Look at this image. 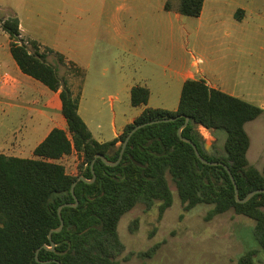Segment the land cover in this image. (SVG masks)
I'll list each match as a JSON object with an SVG mask.
<instances>
[{"label": "rangeland", "instance_id": "obj_1", "mask_svg": "<svg viewBox=\"0 0 264 264\" xmlns=\"http://www.w3.org/2000/svg\"><path fill=\"white\" fill-rule=\"evenodd\" d=\"M167 3L170 10L165 9ZM179 4L180 0H0V20L18 18L29 48L34 50V41L46 51L48 62L75 94L81 84L80 113L98 136L101 132L103 141L113 140L115 129L140 110L132 106L127 84L151 88L149 107L177 110L183 86L178 72L183 68L204 78L198 71L211 66L224 76L229 90L238 86V94L245 92L244 100L264 109V0H206L200 17L180 14ZM9 57L14 61L9 35L0 26V63L16 79ZM74 66L84 71L82 76L75 75ZM36 83L34 106L41 108L42 89L50 90ZM2 87L0 141L26 134L32 116L20 109L8 114L11 101L2 97L11 87ZM258 119L247 130L252 146L264 149V114ZM200 131L203 143H215L217 152L224 153L225 131L217 130V137ZM43 136L33 131L31 144ZM24 156L34 157L31 148ZM61 162L68 173L79 174L77 154ZM173 190L174 203L163 214L156 203L151 209L140 204L123 216L118 228L125 245L121 264H239L251 250L257 251L255 264H264L254 220L230 210L207 221L211 207L186 211L174 186ZM151 249L155 251L150 257L138 255Z\"/></svg>", "mask_w": 264, "mask_h": 264}, {"label": "trees", "instance_id": "obj_2", "mask_svg": "<svg viewBox=\"0 0 264 264\" xmlns=\"http://www.w3.org/2000/svg\"><path fill=\"white\" fill-rule=\"evenodd\" d=\"M204 3L180 0L178 11L184 16L200 17ZM165 9L170 10L168 3ZM0 26L9 35L10 53L22 73L54 92L60 91L62 114L67 121V130L54 128L35 148L34 158L0 155V264H43L36 260V252L44 245L52 246L49 233L61 225L59 207L76 203L73 184L80 176L93 179L91 165L97 155L118 161L129 133L143 124L148 125L133 134L119 165L108 166L97 159L96 181L78 182L75 193L79 205L63 208L65 226L53 234L55 250L43 248L40 260L49 261L45 264H121L119 257L125 250L118 231L121 219L140 204L151 209L160 203L163 214L174 203L173 186L186 211L200 205L211 207L207 221L230 210L254 220L255 235L264 250V193L239 203L227 169L204 164L193 146L178 135L186 117H190L183 136L198 145L206 160L229 167L240 198L245 199L254 191L264 190V168L259 170L249 162L251 139L246 131L247 123L260 117L263 108L212 88L203 79H187L176 111L147 107L121 135L99 142L79 113L81 92L73 93L58 69L48 62V53L41 52L36 42L31 43L33 51L29 48L22 39L19 19L0 20ZM59 61L64 63L62 55ZM74 70L75 75H83L79 68L74 66ZM150 97L147 87L131 90L134 107L147 106ZM165 119L175 120L149 124ZM200 127L227 133L221 156L201 149L205 139ZM73 153L81 159L78 175L68 173L61 162ZM154 251L138 255L150 257ZM256 255V250L247 252L239 264H255Z\"/></svg>", "mask_w": 264, "mask_h": 264}, {"label": "crops", "instance_id": "obj_3", "mask_svg": "<svg viewBox=\"0 0 264 264\" xmlns=\"http://www.w3.org/2000/svg\"><path fill=\"white\" fill-rule=\"evenodd\" d=\"M204 5H205V3H204ZM239 10L237 11V13L239 12ZM202 13H203V11H202ZM21 32H22V30H21ZM9 67L15 74L17 85H16V82H15L13 84V86H11V88L7 87V88H10V89H7V88H6L7 90L4 89L5 92L3 93V97L2 98L11 101V103H10V111L8 112V114H10V115L17 114L18 109H20V110L31 111L32 112V116L29 117L28 120H27V123H28L27 130L28 131H27L26 134H22L23 136L21 135L20 137H14L13 136V137H10V138L9 137L4 138V140L1 139V141H0V144H1L0 145L1 146L0 155L4 154V155H7V156H15V157H20V158H34L35 156L34 157L24 156L25 150L31 148V154L34 155L35 148L42 141H44V139L49 135V133L54 128H60V129H63V130H67V121H66L65 117L62 114V103H61V100H60V91L59 92H54V91H52L50 89H49L50 91H47V89H42L43 90L42 91L43 95L41 97V100H39V102L41 103V108L40 107L37 108V107L34 106L38 101L36 99V93H35V91L33 89V88H35V84H37L36 80L31 78V77H29V76H27V75H25V74H23L22 71L20 70V68L18 67L17 63L12 61V60H10V57H9ZM4 68H5L6 71L10 72V70H8L5 66H4ZM198 72L203 74L204 78H198L193 72H191L190 70H188L186 68H183L181 72H178V76L182 77V79H183L182 83L183 84H184V82L187 79H197V80L203 79L212 88L219 89V90H221L223 92H226V93H228L230 95H233V96H236V97L244 99L243 95L245 94V92H241L242 94H238V92H237V87L238 86H235V88H232L233 90H229V88H227L226 81L224 80V76L222 74L215 73L216 71H214L211 68V66L206 67L204 69H201ZM212 80L219 81L220 84H215V83L211 82ZM80 81H81V83H83V78L82 77L80 78ZM137 86H142V85H137ZM80 87H81V84L79 85V91H80ZM133 87H135V85H133V84H127L126 87H125V89L127 91H130V95H131V90H132ZM143 87H147L151 91V88L149 86H143ZM71 89H72L73 93L75 94L74 89L73 88H71ZM75 95H77V94H75ZM21 100L22 101L23 100H27L28 104L25 105V106H20V105L14 104L12 102V101H21ZM147 107H149V106L148 105L147 106H139L138 108H140V110L136 114L135 117H133L131 120L126 121L121 126V128L119 130L115 129L114 138L113 139H115L116 137L121 135L123 133L125 127L128 124L132 123ZM80 109H81V107L79 105V113H80ZM80 115H81V113H80ZM35 117H37V118H35ZM258 118H260V117H258ZM258 118L256 119L257 121L260 120ZM256 120H253L251 122H254V121L257 122ZM84 121L87 123V125L90 128V130L92 131L94 137L99 142H108V141L101 140L99 138V137H101L100 136L101 132H98L99 133V136H98L95 133V131L92 130V128L88 124V122L85 119H84ZM249 123H247V125H246L247 133H248L247 126H248ZM42 124H47V125L43 126ZM260 124H262V123H260ZM0 126H1V124H0ZM98 129H101L100 126L97 127V130ZM200 129L205 130V131H207L209 133L211 132V134H213L214 136L217 137L216 131L207 130L204 127H200ZM33 131H37L39 136L42 135V134L44 136L37 143L35 142V143L31 144V139L32 138L29 139V136L33 133ZM11 138H13V140H11ZM250 139H251V137H250ZM213 144H215V143H213ZM254 151H255V154H254ZM74 154H77V153H73L72 155H74ZM77 156L79 157L78 154H77ZM248 159H249L250 164L253 165L254 167H256L257 169L262 170L264 168V149L258 148V147H253L252 146V140H251V146H250V149H249V152H248Z\"/></svg>", "mask_w": 264, "mask_h": 264}, {"label": "water", "instance_id": "obj_4", "mask_svg": "<svg viewBox=\"0 0 264 264\" xmlns=\"http://www.w3.org/2000/svg\"><path fill=\"white\" fill-rule=\"evenodd\" d=\"M174 120H175V119H165V120L155 121V122H152V123H149V124L159 123V122H162V121L168 122V121H174ZM189 123H190V117H186V122H185V124L182 125V126L179 128V130H178V135H179V137H180L184 142H187V143H189V144H191V145L193 146V148H194V150H195L197 156L200 158V160H201L204 164H208V165H222V166H224V167L227 169V171H228V173H229V175H230V177H231V179H232V182H233V184H234V187H235V196H236V199H237V201H238L239 203H246V202H248L251 198H253L256 194L264 193V190H257V191H254V192L250 193L245 199H241V198H240V195H239V187H238V185H237V183H236V181H235V178H234L233 174L231 173L229 167L226 166L224 163H221V162H210V161L206 160V159L201 155L198 145H197L196 143H194L191 139H188V138H186V137L183 136V130L186 128V126H187ZM146 125H148V124L139 125V126H137L135 129H133V130L129 133V135L127 136L125 142L123 143L122 150H121L120 157H119L118 161H116V162H112V161H109V160L107 159V157L104 156V155H97L96 158L94 159L92 165H91V171H92V173H93V179H92V180H87L84 176H80L79 179L73 184L71 191H72V194H73V196H74V198H75L76 203H75V204L67 203V204H64V205H62V206L59 207V209H58V214H59V217H60V220H61V225H60L59 228L54 229V230H51V232L49 233V239H50V241H51V243H52V246L49 247V246H47V245H44V246H42L41 248H39V249L37 250V252H36V260H37L39 263H43V264H45V263H48V262H49V261H41L40 258H39L40 251H41L43 248H45V249H47V250H51V251H54V250H55L56 244H55L54 241H53V234H54V233H59V232H61V231L63 230L64 226H65V221H64V219H63V215H62V210H63V208H65V207H77V206L79 205V200H78V198H77V196H76V193H75V188H76V185L78 184V182H79L80 180H83V181H85V182H87V183H94V182L96 181V179H97V175H96V172H95V163H96L97 159H102V160L104 161V163H106L108 166H117V165H119L120 162H121L122 159H123V156H124L125 150H126V148H127V145H128V143H129L131 137L133 136V134H134L135 132H137L139 129L145 127ZM201 149H202L204 152L208 153L209 155H212V153H214V156H216V157L221 156V154L217 152V150H216L214 144H212V145H208V144H206V143H202V144H201ZM57 262H58V261H57ZM58 263L61 264L60 262H58Z\"/></svg>", "mask_w": 264, "mask_h": 264}, {"label": "built area", "instance_id": "obj_5", "mask_svg": "<svg viewBox=\"0 0 264 264\" xmlns=\"http://www.w3.org/2000/svg\"><path fill=\"white\" fill-rule=\"evenodd\" d=\"M16 79L6 71L4 66L0 63V84L3 87H11L15 83Z\"/></svg>", "mask_w": 264, "mask_h": 264}]
</instances>
